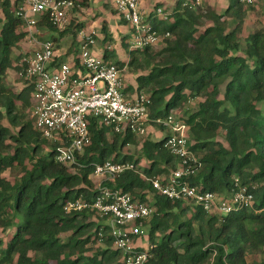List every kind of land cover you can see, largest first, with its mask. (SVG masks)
I'll list each match as a JSON object with an SVG mask.
<instances>
[{
  "label": "trees",
  "instance_id": "trees-1",
  "mask_svg": "<svg viewBox=\"0 0 264 264\" xmlns=\"http://www.w3.org/2000/svg\"><path fill=\"white\" fill-rule=\"evenodd\" d=\"M72 1L88 5L87 0ZM20 5L21 0L0 2V234L10 232L8 240L0 237V264H123L103 218L63 209L67 201H90L98 194L93 170L108 160L133 162L137 170L123 173L108 187L154 210L142 224L149 247L137 249L147 253L145 264H249L248 257L254 259L252 264H264V24L243 36L254 5L230 0L225 11L217 13L196 6L195 0H178L168 23L152 20L157 31L171 34L159 51L132 50L127 63H114L120 69L127 65L132 73L143 72L136 76V90L148 91L151 120L195 103L182 119L189 130V151L201 164L189 184L227 202L242 188L253 196L251 207L226 216L169 200L152 189L147 179L176 167L164 137L145 139L135 159L122 153L126 146L137 145L135 135L114 134L92 120L90 143L73 164L56 163L53 145L45 152L48 142L30 117L32 84L23 82L25 87L15 92L5 83L8 71L19 70L21 54L13 59L12 52L26 37L16 16ZM229 20L235 21L232 29ZM81 25L72 19L60 30L47 18L38 22L60 35ZM101 32L104 47L110 45L104 24ZM129 32L121 45H127ZM103 54L115 57L112 46ZM141 55L151 63L149 68ZM140 160L145 167H138ZM11 171L18 173L12 182L3 176ZM189 204L194 206L191 214Z\"/></svg>",
  "mask_w": 264,
  "mask_h": 264
},
{
  "label": "built area",
  "instance_id": "built-area-1",
  "mask_svg": "<svg viewBox=\"0 0 264 264\" xmlns=\"http://www.w3.org/2000/svg\"><path fill=\"white\" fill-rule=\"evenodd\" d=\"M115 11L128 25L131 51L162 46L171 38L169 32L160 33L152 20L170 21V12L161 7L143 11L140 0H112ZM201 0H195L199 6ZM250 7L255 0H239ZM186 5V3L184 4ZM79 7L72 0H21L16 16L26 28L31 51L21 53L17 76L32 84L30 117L42 139L53 145L54 161L73 164L90 143L89 126L92 120L100 127L119 135L131 133L138 139L148 134L150 126H161L166 138L164 147L174 157L176 167L168 174L147 179L152 189L172 201L189 202L207 212L226 216L242 208L251 207L253 196L245 188L236 192L227 202L212 192L202 191L189 184L201 164L189 151V130L185 122L171 112L166 118L150 119L149 94L139 91L133 96L124 92V69L108 61L103 51L98 56L94 33L78 32V55L70 61L54 66L55 44L39 40L38 22L47 20L63 30L70 24L69 13ZM42 37V36H41ZM153 123V124H152ZM149 126V127H148ZM127 171H137L133 162L105 161L96 164L92 178L98 194L90 201L79 198L64 204L66 213L90 211L111 227L114 247L122 253L123 264H145L146 252H138L137 238L143 236V222L150 220L153 208L133 200L128 193L113 190L108 183ZM109 223V224H108Z\"/></svg>",
  "mask_w": 264,
  "mask_h": 264
},
{
  "label": "rangeland",
  "instance_id": "rangeland-1",
  "mask_svg": "<svg viewBox=\"0 0 264 264\" xmlns=\"http://www.w3.org/2000/svg\"><path fill=\"white\" fill-rule=\"evenodd\" d=\"M10 1H14V0H10ZM142 0H140L141 2ZM166 1V4H155V1L151 4V5H145L144 6V3H143V11H151L153 8H155L156 6H159L163 9H165L167 12H171V8L174 6H171V3H173V1H176V0H165ZM178 1V0H177ZM176 1V2H177ZM1 2V0H0ZM89 2V8L88 9H85L84 10V14H86V12L88 13L86 15V19L89 20L88 18V15H90L91 13H94V14H97V13H100V8H104L103 6H101L102 4V0H87V3ZM214 2V3H213ZM228 2L230 3V0H228ZM203 0H201L200 2V6L203 7V8H211L212 10H214L215 12L217 13H223L226 9V0H207V2H205V6L203 4ZM263 3H264V0H255L254 2V7L250 10L249 12V16L247 17L246 21H245V31L243 32V36H246L250 31L256 29V27H259L261 25L264 24V16L262 15V10H263ZM142 4V2H141ZM169 6V7H167ZM84 8L86 7H82L81 9L83 10ZM152 8V9H151ZM77 9V8H75ZM80 10V9H79ZM0 17H2L1 15V12H0ZM93 20V19H92ZM110 24V27L113 29L112 32L115 31L116 32V29L115 28L116 26H118L116 24V21L114 19H111V21L109 22ZM152 25L153 22H151ZM235 25V21L234 20H229L228 21V27L230 29H232ZM119 28L120 29H124L126 31H129V28L126 27L125 25H119ZM125 32V31H124ZM124 32H121V34H123ZM127 33V32H126ZM120 35V34H119ZM48 36H49V39H51L52 37H56V34L55 33H52V32H49L48 33ZM113 37L115 38L114 42L111 43L110 45L112 46V49L115 51V57L113 58H107L108 61H111L112 63H115L119 60H125L127 61L128 60V52L131 51V46L128 45V42L130 40V38L128 37L126 42H127V45L122 47L120 46V39H117L116 41V37L115 35L113 34ZM73 39V35L70 34V35H66L64 36L63 38H61L59 41V44L61 45H64L66 44L68 41H71ZM113 41V40H112ZM118 42V43H117ZM113 44V45H112ZM113 46L115 48H113ZM104 47V45L101 43V41H98V38H97V46H96V49L97 51L95 52L98 56L101 55V51H102V48ZM162 47L161 46H156L153 48L154 52H157L161 49ZM19 51H21L20 49V45L15 49L13 50L12 52V58L14 59ZM100 52V53H98ZM141 60H142V63L144 64L143 66H145V68H149L151 66V63L148 61V59L143 55H141L139 57ZM149 69H147L145 71V74L148 72ZM143 73V72H142ZM142 73H132L130 71V69L127 67H125V70L122 71V74L121 76L123 77V80H124V92L125 90L129 89V91H131L132 93L135 91V92H138L136 89H137V83H136V76L137 74H142ZM6 85L12 89V91H19L21 89H23L25 87V84L23 83V81L21 79H19V77L17 76V73H15V71L13 70H10L7 72L6 74V81H5ZM143 92L147 93L148 91H145V90H142ZM148 94V93H147ZM195 107V103L193 102H189L188 104H186L182 109H178V110H174V111H171V113L175 116H177L178 118H181L183 119L184 117H186V115ZM263 111H264V107H263ZM149 127V126H148ZM151 130L150 132L148 131V134L143 137L142 139H139L137 141V145H134V146H126L125 148H123L122 150V153L126 154V155H131L133 156L135 159L139 158L140 156V148H141V145H142V142L145 140V139H151V140H159L160 138H162L164 136V133L165 131L162 130L161 128H159L158 126H155V125H152L150 126ZM162 135V137H160ZM219 141L223 142L224 143V139L219 137L218 139ZM51 146L50 143H48V147L45 149V152L47 151V149H49ZM146 166V162L144 160H140L139 163H138V167L139 168H143ZM17 172L16 171H11V172H6L4 173V177H6L7 179H9L11 182L13 181L14 177L17 176ZM94 180V179H93ZM94 183H95V180H94ZM150 198V197H149ZM189 213L188 214H191L192 212V208L194 207L192 204H189ZM93 220V218H92ZM105 223V221H104ZM109 224V223H108ZM143 236L140 237V238H137V246L138 247H141L142 249H147L149 247V241H148V236H147V232L145 230V228L143 229ZM0 237H2L4 240H8L9 237H10V232L6 235H3V234H0ZM96 246L94 247L93 246V250H95ZM247 261L249 264H252L254 261L253 258H250L248 257L247 258Z\"/></svg>",
  "mask_w": 264,
  "mask_h": 264
},
{
  "label": "crops",
  "instance_id": "crops-1",
  "mask_svg": "<svg viewBox=\"0 0 264 264\" xmlns=\"http://www.w3.org/2000/svg\"><path fill=\"white\" fill-rule=\"evenodd\" d=\"M154 1H155L156 5L157 4H164V5L166 4L165 0H142L141 1L142 2L141 7L143 8V3H144V6L145 5H151ZM176 1H173V3H171L170 7L173 6V5L175 6ZM203 2L205 3V2H207V0H203ZM226 2H227V4H226L225 7L227 8L228 5H229V2H228V0H226ZM101 6H103L104 8H100V13H97V14L91 13L90 15H88L89 20L86 19V15L88 13L86 12V14H84V10L89 8V2H88V5L85 6L86 8H84L83 10L81 9L82 7H80V6L78 7V9H80V10L73 9L69 13L70 21L73 19V20H75V24L76 25H79V24L80 25L82 24V25L79 28H73L71 30L72 32L71 31H67L63 35H60L58 33V31H50L46 27H41L40 33H41L42 37L40 36L38 38L39 40H41V41H43V40H51L52 41V39H55V40H53V42L55 44L54 66H58L60 63L65 62V61H70L71 58L76 57L78 55V42H79L78 32L79 31H83V32H85L87 34L94 33L95 37H96V40L98 38V41H101V43L103 45L107 44V43H104V41H103L104 35L101 32V28H102L103 24L105 25V29H106L107 34L113 40L112 43L115 41L114 40L115 38L113 37V34H114L115 37H116V41H117V39L121 38L120 39V46L124 47L123 45H121V42H122V39H123L122 37L126 34L127 31L124 30V29H120L119 28V25H125V24L121 23L119 18L114 13V6H113L112 0H102ZM204 6H205V4H204ZM167 7H169V6H167ZM173 7L170 10H172ZM111 19H114L116 21V24L118 25V26L115 27V28H117L116 29L117 33H115V31L112 32L113 29L110 27V24H109ZM22 31L26 33V37L20 43V49H21V51H19L20 54L25 52V51L26 52L27 51H31L33 49V44L29 43V41L27 39V32H26L27 30H26V28H24V26L22 27ZM49 32L55 33L56 37H52L51 39H49V36H48ZM121 32H124V33L121 34ZM70 34L73 35V39L71 41H68L64 45L59 44V42H60L59 40L61 38H63L66 35H70ZM113 48H115V47L113 46ZM98 53H100V52H98ZM101 53H102V51H101ZM119 61L123 62V63H127L128 62V60L127 61L119 60ZM125 67H127V65H125L123 67L124 70H125ZM129 90H130V88L125 90V93L128 94L129 96H133L135 94V91L132 93ZM149 129H151V128L149 127ZM149 129H148V131L150 132L151 130H149ZM164 135H165V133H164ZM160 137H162V135ZM137 140H139V139L137 138ZM153 141H156V140H153Z\"/></svg>",
  "mask_w": 264,
  "mask_h": 264
}]
</instances>
